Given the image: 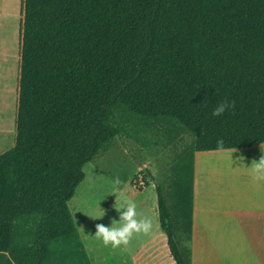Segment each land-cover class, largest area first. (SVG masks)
Masks as SVG:
<instances>
[{
	"label": "trees",
	"instance_id": "trees-1",
	"mask_svg": "<svg viewBox=\"0 0 264 264\" xmlns=\"http://www.w3.org/2000/svg\"><path fill=\"white\" fill-rule=\"evenodd\" d=\"M223 100L235 108L212 116ZM117 138L170 157L157 221L190 264L194 153L264 143V0H24L15 144L0 155L8 264H90L69 203Z\"/></svg>",
	"mask_w": 264,
	"mask_h": 264
},
{
	"label": "crops",
	"instance_id": "crops-1",
	"mask_svg": "<svg viewBox=\"0 0 264 264\" xmlns=\"http://www.w3.org/2000/svg\"><path fill=\"white\" fill-rule=\"evenodd\" d=\"M23 7L21 0L15 45L7 48V53H0V69H5L6 78L12 79L7 92L14 100L11 117L0 88V155L15 144ZM261 145L264 143L235 152L226 149L194 153L191 233L189 242H185L190 248V264H264V181L255 180L246 168L264 155ZM239 156L244 157L243 165L237 163ZM87 203L85 214L99 209ZM71 212L90 264H175L157 221L156 195L154 207L143 213L153 221L152 232L135 236L127 247L104 246L94 237L96 224L110 226L112 221L86 223ZM0 264H8L6 253L0 252Z\"/></svg>",
	"mask_w": 264,
	"mask_h": 264
},
{
	"label": "rangeland",
	"instance_id": "rangeland-1",
	"mask_svg": "<svg viewBox=\"0 0 264 264\" xmlns=\"http://www.w3.org/2000/svg\"><path fill=\"white\" fill-rule=\"evenodd\" d=\"M20 2L21 0H0V53H7L6 49L15 45L14 35L18 29ZM10 53H12L11 49ZM6 77L5 69H0V88L5 94L4 99L9 107L6 112L12 117L14 100L7 92L9 86H12V79ZM147 172L150 174L147 179L149 186L143 188V177ZM84 173V181L69 203L70 212L73 211L80 221L86 223L89 220L100 219L113 221L119 219V213L114 207L115 203L123 207L126 202L133 201L142 215L146 209L154 207V186L158 185L166 192L170 182V157L165 153L149 156L132 141L117 138L107 150L100 151L96 158L86 165ZM116 176L120 177L122 185L113 184V178ZM132 184L142 188L144 192L138 193ZM87 202L99 209L85 214ZM102 203L106 204L100 208ZM100 209L104 210L105 215L95 219L102 214ZM71 215L73 216L72 212ZM183 244L186 245L185 242Z\"/></svg>",
	"mask_w": 264,
	"mask_h": 264
},
{
	"label": "clouds",
	"instance_id": "clouds-1",
	"mask_svg": "<svg viewBox=\"0 0 264 264\" xmlns=\"http://www.w3.org/2000/svg\"><path fill=\"white\" fill-rule=\"evenodd\" d=\"M235 108V101L223 100L219 102L212 111V116H222L226 111ZM217 150L224 151V141H217ZM261 150L264 152V146L261 145ZM236 149L232 152H235ZM237 163L243 165L244 157H237ZM243 167V166H242ZM240 168V167H238ZM245 168V167H243ZM249 169L253 178L257 181H264V155H261L259 160H253ZM113 184L116 186L122 185V180L119 176L113 178ZM116 211L119 213V219L113 220L111 225L96 224L94 237L101 240L104 246L119 248L121 246H129L133 238L139 234L148 235L153 230V221L150 217L144 216L137 210V204L133 201L126 202L123 207L115 203ZM102 214L95 219H100L105 215L104 210L100 209Z\"/></svg>",
	"mask_w": 264,
	"mask_h": 264
}]
</instances>
